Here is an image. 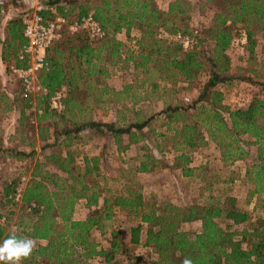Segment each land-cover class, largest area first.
I'll use <instances>...</instances> for the list:
<instances>
[{
	"label": "trees",
	"instance_id": "trees-1",
	"mask_svg": "<svg viewBox=\"0 0 264 264\" xmlns=\"http://www.w3.org/2000/svg\"><path fill=\"white\" fill-rule=\"evenodd\" d=\"M154 1H41L37 12L43 18L50 16L51 6L60 14L57 5L69 3L76 5L73 19L90 12L105 35L91 43L84 31L74 34L62 31L46 49L47 70L38 74V81L48 94L63 90V110L51 113L43 108L36 118L38 151L33 146V137L22 132L16 133L14 145L0 141V243L13 233L35 241L31 255L21 264H90L96 258L103 264H131L117 263L114 258L121 252L118 232L110 231L106 248H99L90 240L92 230L102 234L107 228L114 210L124 211L137 220V225L129 229L131 244L140 243L141 225L145 226L140 245L151 250L152 264H183L185 259L191 264H264V218L250 223V215L238 209L233 198L187 207L149 203L133 177L153 170L155 163L150 162L148 155L136 167H129L132 177L125 179L116 191L101 186L98 156L83 155L76 162L78 152L70 145L82 132L90 136L108 135L117 155H122L130 146L145 142L144 130H147L170 142L174 154L172 167L179 169L182 177L190 178L195 169L189 167L188 154L204 147L206 138L216 146L219 161L227 165L247 157L239 141L246 136L252 140L249 145L256 147L254 162L245 166L244 171L245 181L251 185L248 193L264 196V102L253 99L243 108L230 109L222 104V93L217 89L229 81L241 80L257 85L264 94L261 80L264 77V0H207L214 11L205 29L192 21L190 13L194 6L188 0H171L164 11L156 9ZM14 8L17 7L13 0H7L6 9ZM21 15V11H12L2 23L0 61L6 69L24 67L16 60V53L24 44ZM3 20L0 15V21ZM236 28L246 35L242 47L252 66L245 72L253 77L230 73L227 48ZM131 30L136 31L134 37H130ZM121 33L137 49L135 61L128 53L133 69L146 72L154 66L159 81L171 86L177 82L194 86L197 82L195 99L186 105L164 104L155 115L143 121L136 118L126 125L80 120L82 113L107 92L104 81L108 73L104 64L113 65L119 60L124 47L116 36ZM177 36L189 39L185 50L178 44ZM257 36L260 39L258 62L254 61L253 52ZM148 86L152 90L158 88L153 82ZM128 88L125 86L123 93ZM88 96L93 97L91 105L86 103ZM21 101L26 106V101L22 98ZM196 107L204 112L200 113L199 121L191 122L189 111ZM24 108L20 112L21 120L26 119ZM153 123H160L164 132L155 134ZM6 162L29 169L17 201L14 195L20 177L5 180ZM77 202L91 209L82 220L72 218ZM11 217H15L12 225ZM219 220L224 222L223 227ZM193 222L199 223L197 230H181V225ZM245 223L247 226L239 231L231 230Z\"/></svg>",
	"mask_w": 264,
	"mask_h": 264
},
{
	"label": "rangeland",
	"instance_id": "rangeland-1",
	"mask_svg": "<svg viewBox=\"0 0 264 264\" xmlns=\"http://www.w3.org/2000/svg\"><path fill=\"white\" fill-rule=\"evenodd\" d=\"M81 1V0H78ZM171 0H155V7L161 9L165 7ZM193 4V12L191 14L192 21L206 28L209 25L214 7L207 0H188ZM59 12L68 19L76 16V5L62 3L57 5ZM201 6L202 8H200ZM199 7V8H198ZM12 12L8 13V17ZM7 17V18H8ZM5 18V19H7ZM0 21V34L3 32L4 23ZM135 30L130 31V37H134ZM123 43V50L119 60L113 65L105 63L108 73V80L104 81L107 92L101 95L94 105H91L93 97L88 96L86 103L89 106L79 119L82 121L92 120L101 123H113L116 125H126L133 123L136 118L143 121L151 115H155L164 108V104L186 105L196 97L197 82L193 86L176 83L165 84V81H159L158 73L154 66L149 67L146 72L141 69H133L131 61H128V53L131 54L133 61L137 57V49L132 40L125 39L123 33L116 36ZM257 45L255 46L254 61L260 59V39L255 38ZM227 56L229 58V67L231 75L251 76L245 70L252 66V62L247 60L248 54L245 48L229 49L227 48ZM5 65V64H4ZM257 68V67H255ZM5 70V69H4ZM7 70V69H6ZM144 72V73H143ZM7 73V71H5ZM261 74V73H260ZM6 75H9L8 73ZM12 85V93H7L5 83L0 81V141L3 142V134L7 131L13 132V127H8L7 121L3 120L4 112L9 113L12 118L17 116V122L14 132L24 133L27 137H33V146L38 151V144L35 141L36 117L31 115L27 110L24 112L26 119L21 120L19 117L20 110H24L21 97H18L19 86L15 79L10 77ZM264 81V77L261 78ZM9 81V80H8ZM150 82L155 83L158 88L152 90L148 85ZM165 85V86H163ZM129 86L123 93V88ZM169 91H164L162 88ZM217 89L222 93V104L230 109L245 107L253 99H260L264 102V94L257 85L249 84L241 80H232L224 85H220ZM96 97V95H95ZM102 101V102H101ZM44 103H39L38 107L43 109ZM43 112V111H42ZM199 107L189 111V121H199L202 118ZM30 114V116H29ZM42 114V113H41ZM40 114V115H41ZM9 118V117H5ZM160 123H153V132L163 133L164 128L159 127ZM146 136L145 142H140L130 146L129 150L122 155H117L115 146L108 135L90 136L88 132H82L78 138L73 141L70 147L78 152L76 162H80L83 155L98 156L99 175L101 176V186L116 191L122 187L125 179L131 178L132 174L128 173L129 167H136L140 161H144V155L150 157V162L155 163L153 170L145 174H135L134 181L140 187V192L145 201L154 204L166 203L175 207H187L193 203L201 204L209 200H218L222 202L225 197H231L235 201V206L250 215L249 222H253L257 218H264V196L254 197L249 195L251 185L246 183L244 177L245 166L250 165L255 159L254 145H249L250 140L246 136L239 138L241 148L247 153V157L237 160L231 164H223L219 161L216 146L207 138L206 145L196 151L189 153L190 165L195 169L190 178L182 177L179 169L172 167L174 154L171 150V144L168 140L155 137L151 132L144 130ZM156 145V146H155ZM27 149V148H25ZM36 154H38L36 152ZM7 163V162H6ZM23 165L14 162H8L3 168V177L9 180L14 177H20V185H25L28 179L29 169H23ZM152 167V166H151ZM50 170L52 168L50 167ZM133 171V170H132ZM126 174L128 176H126ZM202 175V176H201ZM2 179V178H1ZM91 209H85L82 202H77L73 209L72 218L84 219L88 216ZM15 221V217H11L10 224ZM248 222V223H249ZM219 225L224 226V222L219 220ZM248 223L233 226L231 230L239 231L242 227H246ZM137 225V220L131 215H127L124 211L114 210L112 219L108 222L107 228L100 234L96 230L90 232V240L99 248H106L109 242L110 231L119 233V241L121 252L114 255L117 263H141L152 264L153 254L140 244L143 239L144 225L140 229V243L133 245L129 242V229ZM199 227L198 222L181 225V230L193 232ZM43 244V242H39ZM90 264H103L101 259L96 258Z\"/></svg>",
	"mask_w": 264,
	"mask_h": 264
},
{
	"label": "built area",
	"instance_id": "built-area-1",
	"mask_svg": "<svg viewBox=\"0 0 264 264\" xmlns=\"http://www.w3.org/2000/svg\"><path fill=\"white\" fill-rule=\"evenodd\" d=\"M42 0H13L17 8L6 9L7 0H0V15L7 18L12 11H21L22 37L24 44L16 53V60L23 63V68L10 66L9 73L15 77L20 97L26 101V110L34 117L39 116L43 109L38 107L44 103L43 108L51 113H59L63 110V90L58 89L48 94L38 81V74L47 70L45 52L50 44L56 41L62 31L74 34L84 31L91 43L100 41L105 33L89 12L78 19H68L56 11L55 6L49 8L50 16L43 18L38 14V8ZM182 50L189 45L187 37H176ZM246 43V35L240 28H236L231 37L228 48L237 49ZM29 114V116H30ZM20 184V181L19 183ZM23 185L17 186L14 200H18Z\"/></svg>",
	"mask_w": 264,
	"mask_h": 264
},
{
	"label": "clouds",
	"instance_id": "clouds-1",
	"mask_svg": "<svg viewBox=\"0 0 264 264\" xmlns=\"http://www.w3.org/2000/svg\"><path fill=\"white\" fill-rule=\"evenodd\" d=\"M34 247L33 239L18 237L13 233L0 243V264H21L31 255ZM183 264H191V261L185 259Z\"/></svg>",
	"mask_w": 264,
	"mask_h": 264
},
{
	"label": "crops",
	"instance_id": "crops-1",
	"mask_svg": "<svg viewBox=\"0 0 264 264\" xmlns=\"http://www.w3.org/2000/svg\"><path fill=\"white\" fill-rule=\"evenodd\" d=\"M157 9V8H156ZM166 9V6L165 7H162L161 9H158V10H160V11H164ZM6 66L0 61V81H3V83H5V85H6V88L4 89V90H6V95H7V93H12L13 92V90H12V85L11 84H9V82H11V79H10V77H12L13 79H14V77L12 76V74H10L9 73V70H8V68H7V70H6V68H5ZM5 69V70H4ZM5 71H7V73L9 74V75H6L7 73H5ZM9 80V81H8ZM108 79H106V81H107ZM14 81H15V79H14ZM22 110H20V112H21ZM20 112H19V117H20ZM4 116V118H3V120H5V121H7L8 123H6V125L8 126V127H10V126H14L13 127V132L12 133H10V131L7 133V131L3 134V142L6 144V145H14L15 144V141H16V139H15V137H16V134H15V132H14V129H15V125H16V122H17V116L16 115H13L12 116V118H10L11 117V115L9 114V113H7L6 114V112H4V114H3ZM9 117V118H5V117ZM77 220H82V219H77Z\"/></svg>",
	"mask_w": 264,
	"mask_h": 264
}]
</instances>
